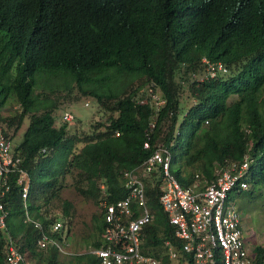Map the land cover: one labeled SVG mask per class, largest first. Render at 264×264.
Wrapping results in <instances>:
<instances>
[{
    "label": "trees",
    "instance_id": "1",
    "mask_svg": "<svg viewBox=\"0 0 264 264\" xmlns=\"http://www.w3.org/2000/svg\"><path fill=\"white\" fill-rule=\"evenodd\" d=\"M204 59L224 64L228 73L192 80L204 72ZM114 71L123 78L127 72L137 74L165 105L158 112L140 106V87L115 95L89 94ZM44 76L73 82L117 118L110 117L105 131L97 130L76 152L67 139V123L57 128L52 111L34 113V93ZM10 99L21 112L5 118L1 111ZM156 114L158 124L149 139ZM28 116L30 125L15 151L31 180L29 213L45 225L56 221L49 208L72 168L80 171L83 196L102 200L104 185L112 204L126 197L122 173L140 167L159 144L170 151L172 174L184 188L192 186L196 175L211 182L219 168L248 157L247 182L253 189L248 191L255 195L264 187V0H0V126L13 141L10 130L16 134ZM147 140L150 150L144 149ZM11 183L8 226L20 250L38 264H59L55 248L36 247L38 232L25 221L14 177ZM146 191L154 220L145 229L143 252L160 257L164 242L173 238L159 204L161 180L146 179ZM63 206L69 218L73 206L67 201ZM16 220L18 227L13 226ZM93 221L96 250L103 245V214ZM251 258L264 264V247L257 246ZM74 260L101 264L93 254ZM0 264H6L1 240Z\"/></svg>",
    "mask_w": 264,
    "mask_h": 264
},
{
    "label": "built area",
    "instance_id": "2",
    "mask_svg": "<svg viewBox=\"0 0 264 264\" xmlns=\"http://www.w3.org/2000/svg\"><path fill=\"white\" fill-rule=\"evenodd\" d=\"M206 78L215 79L228 73L222 63L203 60ZM146 95L138 99L140 106L151 105L156 112L165 105L164 99L152 86L143 90ZM156 114L148 127V137L156 129ZM65 123L75 117L65 113ZM116 132L115 136L120 137ZM147 140L145 150H150ZM46 153V150H43ZM23 159L15 151L13 141L0 126V240L4 244L6 264H30L20 250L18 239L9 230L8 195L12 191V177L22 197L25 221L38 232L36 247L40 250L55 248L68 254L58 237L65 229L62 221L49 225L31 217L28 198L31 188L29 174L22 168ZM172 155L159 144L154 153L140 167L122 173L126 197L110 204L104 197L100 202L103 214V245L94 250L101 264H254L245 244L243 215L232 201L234 192L250 189L248 176L250 160L231 163L217 171L214 180L208 182L195 176L192 186L184 188L171 171ZM146 179L161 180L159 204L173 229V238L164 242L166 261L143 252L145 229L153 223L154 215L148 204Z\"/></svg>",
    "mask_w": 264,
    "mask_h": 264
},
{
    "label": "rangeland",
    "instance_id": "3",
    "mask_svg": "<svg viewBox=\"0 0 264 264\" xmlns=\"http://www.w3.org/2000/svg\"><path fill=\"white\" fill-rule=\"evenodd\" d=\"M113 76L103 77L88 92L94 91L99 95L121 94L129 91L131 88H142L140 98L145 96L143 90H146L145 82L138 79L139 76L134 73H128L127 78L117 77L114 72ZM206 78L204 72L192 78V80H203ZM34 96L37 100V110L34 113L38 115L44 114L45 111H52L56 118L55 126L60 128L65 124L63 118L65 113H70L75 117L72 123H68L67 139L73 141L76 152H79L88 142L87 138L94 137L98 132H104L105 127L110 123V117L117 118V113H111L99 104L95 96L84 95L81 89L73 82L64 78H48L41 77L38 80V87ZM187 91L184 97L186 98ZM21 112V106L16 100L10 99L6 106L2 109L1 115L5 118L14 117ZM30 117L28 116L22 128L14 134V128L9 134L13 138V144L17 147L24 138V135L30 125ZM102 126V127H101ZM14 135V136H13ZM60 152L56 153V156ZM58 158V157H57ZM73 158H71L72 160ZM79 170L71 169L62 183L59 199L52 202L49 208V216L55 220L64 223L65 229L62 235V243L68 254L59 255V264H76L75 257L80 255L92 254L94 252L93 245L99 236L95 230L93 218L101 216L100 202L92 198L83 196L78 188H82L79 183ZM178 173L177 169H174ZM253 190V189H249ZM255 195L251 191H244L242 194H232V201L235 202L239 211L243 215L244 228L246 230L245 244L250 253H253L257 246L264 247V187L254 190ZM37 194V192H36ZM67 201L72 204L71 216L66 218L64 215L63 202ZM19 220L13 223L14 227H18ZM30 264H38L36 260H32L28 256ZM40 264V263H39Z\"/></svg>",
    "mask_w": 264,
    "mask_h": 264
},
{
    "label": "crops",
    "instance_id": "4",
    "mask_svg": "<svg viewBox=\"0 0 264 264\" xmlns=\"http://www.w3.org/2000/svg\"><path fill=\"white\" fill-rule=\"evenodd\" d=\"M152 211V210H151ZM153 213V212H152ZM154 220V219H153ZM145 233H146V231H145ZM12 235V234H11ZM146 237V236H145ZM168 240V239H167ZM64 244V243H63ZM144 245V244H143ZM163 246H164V244H163ZM59 252V251H58ZM60 253V252H59ZM61 254V253H60ZM145 254V253H144ZM252 253H250V255H251ZM146 255H149V254H146ZM151 256H154V255H151ZM156 257V256H155ZM157 258H159V259H163L164 261H166V258H165V254H164V247H163V251H162V255L160 256V257H157ZM28 260V259H27ZM30 263V262H29Z\"/></svg>",
    "mask_w": 264,
    "mask_h": 264
},
{
    "label": "flooded vegetation",
    "instance_id": "5",
    "mask_svg": "<svg viewBox=\"0 0 264 264\" xmlns=\"http://www.w3.org/2000/svg\"><path fill=\"white\" fill-rule=\"evenodd\" d=\"M245 234H246V230H245Z\"/></svg>",
    "mask_w": 264,
    "mask_h": 264
}]
</instances>
